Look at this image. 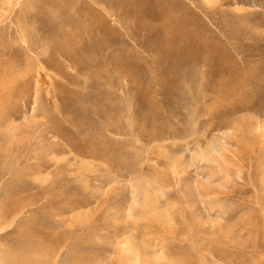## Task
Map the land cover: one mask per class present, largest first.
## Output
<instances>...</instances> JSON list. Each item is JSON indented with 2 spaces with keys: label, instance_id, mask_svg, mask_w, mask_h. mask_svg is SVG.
Segmentation results:
<instances>
[{
  "label": "rangeland",
  "instance_id": "obj_1",
  "mask_svg": "<svg viewBox=\"0 0 264 264\" xmlns=\"http://www.w3.org/2000/svg\"><path fill=\"white\" fill-rule=\"evenodd\" d=\"M74 1L0 0V264H264V0Z\"/></svg>",
  "mask_w": 264,
  "mask_h": 264
},
{
  "label": "bare ground",
  "instance_id": "obj_2",
  "mask_svg": "<svg viewBox=\"0 0 264 264\" xmlns=\"http://www.w3.org/2000/svg\"><path fill=\"white\" fill-rule=\"evenodd\" d=\"M7 1V0H6ZM76 1V0H75ZM75 1H74V3H75ZM79 1V0H78ZM84 1V2H83ZM80 0V3L79 4H77V7H78V5H79V7H81V9H83V10H87V11H89L90 9H91V7H90V5L87 3V1L86 0ZM38 2V1H37ZM33 3V2H32ZM50 3V2H49ZM55 3V2H54ZM67 4V3H66ZM30 6H27L26 8H24L23 10V14L21 15V19L20 18H17V24H16V28H14V29H16V32L15 33H18V37H19V40H20V43H22V45L20 44V46H16L15 47V50L16 51H22V52H26V51H28V52H32V54L34 55V57H35V61L37 62V63H39V64H42L41 62H40V58L42 57L43 58V54H45L44 53V51H38V50H35V49H33V47H31L30 45H29V43L26 41V39H25V37H24V29H23V22H26L27 21V19L29 18V20H30V17H31V15H30V7H31V4H29ZM34 5V4H33ZM54 5V4H53ZM63 5V4H62ZM35 6H37V5H35ZM35 6H34V8H35ZM69 6V5H68ZM25 7V6H24ZM67 7V6H66ZM72 7V6H71ZM74 7V6H73ZM67 9V8H66ZM72 9V8H71ZM36 10H38V9H36ZM76 11V10H75ZM87 11H85V12H87ZM94 11H96V14H97V16L98 17H100V12L99 11H97V10H94ZM21 12V11H20ZM19 13V12H18ZM17 13V17L20 15V14H18ZM66 13V12H65ZM32 14V13H31ZM57 14V13H56ZM15 15H16V13H15ZM77 15H78V17H79V23H80V25H82V27H80V25H78V24H76V22H74V21H71L70 22V20H68L67 21V24H69L68 26L70 27V29L69 30H67V31H65V32H63V33H67V35H69V37H70V39H71V41L73 40H76L75 42H78L77 44H73L74 46H72L71 48L74 50V51H76V52H81V53H83V52H85L86 51V45H87V40H89V38H88V36L90 37V32H89V30L90 29H88L90 26L92 27V25H90V20L92 19V17H91V19L87 16V13H83V14H79V11L77 12ZM34 16V15H33ZM32 16V17H33ZM53 18V17H52ZM13 19V18H12ZM15 19V18H14ZM34 19V18H33ZM15 21V20H14ZM64 22H65V20H64ZM15 24V23H14ZM18 25V26H17ZM64 26H66V23L64 24ZM13 29V28H12ZM27 30V29H26ZM96 30V29H95ZM55 32H57V31H55ZM58 32H60V31H58ZM92 32V31H91ZM92 34V33H91ZM49 36V35H48ZM74 36H75V38H74ZM59 38H61V37H59ZM91 38V37H90ZM84 40H85V42H84ZM56 42V41H55ZM2 43V42H1ZM63 43V42H62ZM71 44V45H72ZM79 44V49L80 50H77V46L76 45H78ZM6 45V44H5ZM52 45V44H51ZM60 45V44H59ZM65 45V44H64ZM63 45V46H64ZM70 44L69 45H66L65 47H63V48H69L70 46H71ZM81 45V46H80ZM59 49H61V50H58V52H59V54L61 55V54H63V52H62V48H59ZM4 50H5V48H4ZM15 52V51H14ZM10 54H13V50L10 52ZM31 54V55H32ZM59 55V56H60ZM70 55V54H69ZM76 55V54H75ZM30 56V55H29ZM69 61V60H68ZM30 62V61H29ZM2 63V62H1ZM6 63V62H5ZM33 64V63H32ZM30 65H31V63H30ZM36 65V64H35ZM2 66H4V62H3V65ZM8 66V65H7ZM33 66V65H32ZM0 67H1V65H0ZM6 66H4V67H2V68H0V70L1 69H3V68H5ZM34 67H36V66H34ZM38 67V66H37ZM40 67V66H39ZM7 68V67H6ZM28 70V69H27ZM39 70V69H38ZM29 71V70H28ZM40 71V70H39ZM1 72V71H0ZM11 72V69L9 68L8 70H6L5 71V69H4V72L3 73H1L3 76L1 77V78H4V77H6L9 73ZM24 73V72H23ZM13 74V73H12ZM34 74V73H33ZM24 75V74H23ZM19 76V75H18ZM14 77V76H13ZM22 77V76H21ZM20 77V78H21ZM8 78H9V76H8ZM2 80V79H1ZM17 80V79H16ZM4 81V80H3ZM11 81V80H10ZM38 81V80H37ZM7 83V82H6ZM2 84V83H1ZM0 86H2V85H0ZM108 87V86H107ZM3 89V88H2ZM69 144V143H68ZM44 165V164H43ZM41 165H39V163H36L33 167H28V170H29V173L30 174H34V173H37V172H39L40 170H41ZM4 191V190H3ZM21 196V195H20ZM20 198V197H19ZM1 202V201H0ZM19 203H21V202H19ZM19 203H16V204H19ZM1 205H2V203H1ZM0 205V206H1ZM19 205H21V204H19ZM16 206V205H15ZM18 206V205H17ZM22 206V205H21ZM1 208H2V206H1ZM8 211H6L5 213H6V215L8 214L7 213ZM4 219V218H3ZM2 219V220H3Z\"/></svg>",
  "mask_w": 264,
  "mask_h": 264
}]
</instances>
